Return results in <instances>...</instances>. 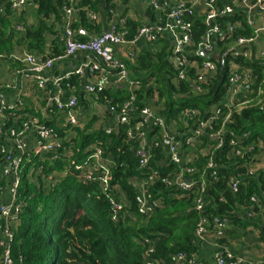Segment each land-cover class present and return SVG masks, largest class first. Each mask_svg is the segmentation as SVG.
<instances>
[{
  "label": "built area",
  "instance_id": "obj_1",
  "mask_svg": "<svg viewBox=\"0 0 264 264\" xmlns=\"http://www.w3.org/2000/svg\"><path fill=\"white\" fill-rule=\"evenodd\" d=\"M70 1L71 5L64 8L60 21V40L64 49L62 54L50 57L30 50L22 55L0 53V60L9 59L16 67L15 74L24 76L26 82L33 81L41 92L44 101L43 114L56 118L57 122L63 123L60 128L66 130L64 135H60L57 126H47L29 113L16 114L19 111L25 112V103L8 102L7 93L16 88L13 84L0 83V165L3 176L9 180L6 190L8 196L0 194V246L4 248L3 264H12L10 243L22 212L23 204L18 201L17 190L24 164L30 161L32 156L49 154L59 159H70L74 156L71 145L77 137L75 129L79 128L80 96L92 103L98 116L102 114L98 109V96L111 85L126 87L132 92L130 101L122 107L120 113L115 114L113 124L104 129L108 135L118 134L119 128L124 126L127 140L136 143L140 173L132 178L129 184L135 191L138 213L145 220L152 218L162 206L160 197L152 194V188L157 184L181 192L183 198L190 199L192 196L194 209L199 214H204L212 206L208 188L218 180L215 153L224 146L227 125L231 123L238 109L254 105L263 106L264 103V87L260 86L257 93L250 89L254 86L256 77L249 64H252L254 59L264 60V0H149L151 22L143 23L131 41L125 39V30L119 31V28L126 26L129 19L126 10L116 7L107 13L104 10L105 5L100 7V12L86 9L88 22L93 26L102 25L103 31L94 34L87 41L79 40L81 31L75 28V25L79 22L81 11L76 0ZM30 4V0H0V17L5 16L8 6L21 14ZM33 4L36 5L34 2ZM238 12L245 13L246 22L252 29L250 36L234 37L237 30L246 31L239 22H229L224 27L220 23V18ZM196 15L204 19L206 27L199 41L194 39L193 18ZM13 26L17 39L25 34L24 24ZM162 37H166L170 42L169 59L176 71L175 83H187L190 91L187 95L207 94L205 86L217 78L219 64L224 67L226 60H229L228 87L222 101L206 112L186 109L177 120L168 124L151 105H148L139 111L135 118L137 122L133 125V117L138 110L133 92L138 89L139 83L132 78L126 63L116 55L115 48L135 47L144 43L156 50ZM66 60L80 63L73 71L56 74L55 66ZM17 64L22 68H17ZM74 77L79 79L78 86L71 83ZM20 96L22 97L21 94ZM10 110L16 112V115H13V123L20 122L19 125L7 127V111ZM154 128L159 129L163 142L157 138H149L148 131ZM205 137L212 138L215 145L204 146ZM5 138L7 142L1 143ZM248 139L249 136L244 134L232 140L230 155L242 158L257 148L258 154L245 164L247 177H255L261 173L255 165L258 166L264 161V145L259 141L250 146L247 144ZM158 142L166 148L164 157L160 160L162 168L176 166L178 171L163 175L159 170L152 168V147L159 146ZM86 152L87 158L83 164L76 165L75 169L86 175L108 198L112 220L118 222L120 214L129 206L122 201V196L128 199L125 191L111 184V172L115 166L113 156L106 155L105 149L98 143L89 146ZM200 156L207 157V162L197 178L199 169L196 168V163ZM49 178L52 185H55L57 180ZM243 178V175L238 174L230 179L229 190L232 194H239ZM220 202H225V198L222 197ZM237 208L243 210V216L249 222L258 216L264 217V194L262 198L252 194L246 205H238ZM227 223V215L211 218L201 215L195 229L194 242L203 240L209 234H213L218 240L223 239L226 236ZM145 244L148 248L147 264H159L150 259L156 245L149 240H145ZM172 261L174 264H199L196 252L175 253L172 255ZM214 264L250 263L232 252L219 249L215 252Z\"/></svg>",
  "mask_w": 264,
  "mask_h": 264
},
{
  "label": "trees",
  "instance_id": "obj_2",
  "mask_svg": "<svg viewBox=\"0 0 264 264\" xmlns=\"http://www.w3.org/2000/svg\"><path fill=\"white\" fill-rule=\"evenodd\" d=\"M77 2L81 12L75 28L84 29L92 35L101 33L103 26L90 24L86 19V9L100 12V7L105 5L104 10L108 13L117 6L116 0ZM36 5L34 17L37 24L36 26L25 24L26 32L19 39L16 37L12 23L0 17V53L10 54L15 39L23 43L28 50L40 55L53 57L54 53L59 55L64 52L59 31L54 30L55 25L49 20L54 18L57 22L61 21L64 8L71 5V1L36 0ZM193 21L194 39L199 41L206 30L204 19L196 15ZM229 22H239L246 30L244 32L237 30L234 37L252 34L245 13L238 12L220 18L223 27ZM141 25L128 19L126 26L119 28V31L125 30V39L131 41ZM52 34L55 35L50 46L52 53L47 55V38ZM85 38L79 35V40L85 41ZM170 56V42L166 37H162L154 54L144 51L133 64H126L132 78L139 83L138 89L133 92L138 108L133 117V125L137 122L136 115L148 105L154 106L158 115L171 124L186 109L206 112L222 101L228 87L229 60L225 61L224 67L219 64L217 78L205 86L208 90L207 94L192 96L187 95L190 92L187 83H175L176 71L170 63ZM251 62L252 64L250 62L249 64L256 80L250 89L257 93L260 86L264 87V60L254 59ZM71 83L78 86L79 79L74 77ZM153 95L157 96V103H150ZM131 96L132 92L126 87L111 85L98 96V102L106 114L110 111L112 118V112L120 113ZM87 104L90 105V101L80 96V106L88 109ZM23 107L25 112L7 111L9 117L7 127L20 124V122L13 123L15 113H29L25 104ZM45 124L56 127V118ZM92 124L89 122L84 128H76L77 137L71 145L74 152L72 158L59 159L48 154L41 157L32 156L31 160L24 164L17 190L18 201L23 204L22 212L18 225L14 227V238L10 243L12 264H147L148 248L145 240L152 241L156 245L155 252L150 256L151 260L159 264H174L173 254L196 252L194 234L201 215L211 218L232 214L237 210L238 205H246L252 194H257L259 197L260 194H264V173L247 177L245 169V164L258 154V149L255 148L252 153L242 158H234L230 155V142L244 134L249 136L247 144L250 146L259 141L264 145V103L263 106L254 105L238 109L231 123L227 125L224 146L215 153L218 180L208 188L212 206L204 214H199L193 207L192 196L190 199L183 198L181 192L157 184L152 188V194L160 197L162 206L156 210L146 226L130 225V217L133 215L142 221L145 220L138 213L135 191L129 184V181L140 173L135 151L136 143L127 140L124 126L119 128L118 134L108 135L104 128L97 132L93 131ZM57 129L60 135H64L65 129H61L58 125ZM148 133L150 139L157 138L158 141L163 142L159 129L154 128ZM2 142H7L6 138L5 141L2 139ZM94 143L103 147L106 155L113 156L115 166L111 172V184L125 191L129 200V207L120 214L118 222L112 220L108 198L100 192L96 184L87 179L86 175L75 169L76 165L83 164L88 156L87 148ZM158 143L159 146L152 147L154 159L151 163L152 168L159 170L163 175L178 171L176 166L162 168L160 160L164 157L166 148ZM206 145H215V141L205 137L204 146ZM206 162L207 157H199L196 163V168L199 169L197 178L205 169ZM56 173L61 177L56 184L53 183L55 185H52V181L48 185L49 176ZM29 174L34 175L35 182ZM238 174L243 175L244 178L239 194L234 195L229 190V182ZM8 186L9 180L3 176L0 165V194L8 190ZM222 197L225 198V202H220ZM175 210H178L179 214H175ZM262 237L264 238V229H262ZM3 252L4 248L0 246L2 264Z\"/></svg>",
  "mask_w": 264,
  "mask_h": 264
},
{
  "label": "crops",
  "instance_id": "obj_3",
  "mask_svg": "<svg viewBox=\"0 0 264 264\" xmlns=\"http://www.w3.org/2000/svg\"><path fill=\"white\" fill-rule=\"evenodd\" d=\"M30 1V6L23 13L20 14L13 11L11 8H8L5 11V16L2 17L9 20L12 25L26 24L28 26H36L37 21L34 17V12L37 8V5L33 4V2L36 4V0ZM116 3V7L126 10L130 21L139 22L140 24L151 22L152 16L151 10L149 9V0H116ZM49 22L55 25L54 30L59 31L61 26L60 21L57 22L54 18H51ZM80 31L81 36L86 37L85 41L93 37L92 33H87V31L84 29H80ZM59 35L61 36L60 32ZM50 38L51 36L49 35L47 38V55L52 53L50 50L52 43L50 42ZM54 39L52 38V40ZM15 41H17V39ZM13 44L16 45H13L14 50L12 51V54L22 55L28 50L23 43L19 42V40L17 43L14 42ZM144 51L146 53L149 52L154 54L155 48L149 45L147 46L144 43H140L139 46L135 47L124 46L123 48H115L116 55L126 62L127 65L133 64L139 58V56L143 54ZM53 56L57 55L54 53ZM79 63V61L75 60H66L58 63L55 66L54 71L56 74H65L75 70ZM17 68H22V66L17 64ZM14 69H16V67L10 62L9 59L0 60V83L13 84L16 88L15 90L7 93L6 100L11 103L23 101L25 106L29 109V114L32 117L38 118L42 123L52 121L53 118L46 117V115L43 114L42 110L44 107V101L41 97V92L37 90V87L33 81L26 82L24 76L15 74ZM157 102V96L153 95L150 103ZM87 106L90 110L80 106L78 111V117L80 119L79 128H84L89 122L93 123L94 118H96V121L93 125L94 130H98L101 127L106 128L107 126L112 125L113 121H115L114 112H112V118H107L104 108L100 106L98 109L102 112V114L97 116V110L92 107V103L90 102V105L87 104ZM151 107L154 109V111H156L154 106L151 105ZM13 122H15V120ZM56 123V126L58 125L63 127V123L60 124V122L57 121ZM29 143L30 146H32V143ZM255 167L261 173L264 172V161H261L258 166L255 165ZM55 176L58 179L61 177L59 173H56ZM48 179L49 180H47V184L49 185L51 180L50 178ZM4 196H8L6 191L4 192ZM122 201L129 206V200L125 196H122ZM227 220L228 223L226 226V236L223 239L218 240L213 234H209L203 240L195 242L199 264H214V255L219 249L225 252H232L235 254V256L248 260L250 264H264V238L262 237V229H264V217L258 216L256 220L249 222L245 220L243 216V210L237 208L234 213L227 215Z\"/></svg>",
  "mask_w": 264,
  "mask_h": 264
},
{
  "label": "rangeland",
  "instance_id": "obj_4",
  "mask_svg": "<svg viewBox=\"0 0 264 264\" xmlns=\"http://www.w3.org/2000/svg\"><path fill=\"white\" fill-rule=\"evenodd\" d=\"M51 36V38H50V42H52L53 40H52V38L54 39L55 38V35L54 34H52V35H50ZM16 40V39H15ZM18 42V40L17 41H15V43H17ZM14 43V42H13ZM13 45H16V44H13ZM13 45H12V47H11V49H12V51L14 50V47H13ZM27 49V48H26ZM12 51L10 52V53H12ZM89 109V108H88ZM90 110V109H89ZM107 118H111V113H110V111H108V113H107ZM96 121V118H94L93 119V124H92V130L94 131V129H93V125H94V122ZM103 127H101L100 129H98V130H96V132L97 131H99V130H101ZM75 133H76V129H75ZM30 176V178L31 179H34V175L33 174H29ZM49 177H52L54 180H59L58 178H56V176L55 175H51V176H49ZM36 181V178L33 180V182H35ZM260 198H262V195L260 194ZM175 214H179L178 213V210H175ZM149 220H151V218L150 219H148V220H140V219H138V217L136 216V218H135V216L133 215V216H131L130 217V225H138V226H141V225H144V226H146V225H148L149 223ZM254 220H256V218L254 219ZM195 239V238H194ZM0 264H2L1 263V260H0Z\"/></svg>",
  "mask_w": 264,
  "mask_h": 264
}]
</instances>
